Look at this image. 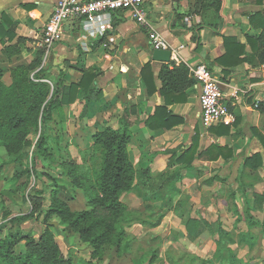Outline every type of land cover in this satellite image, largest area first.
I'll return each mask as SVG.
<instances>
[{"label":"crops","instance_id":"0c3cea01","mask_svg":"<svg viewBox=\"0 0 264 264\" xmlns=\"http://www.w3.org/2000/svg\"><path fill=\"white\" fill-rule=\"evenodd\" d=\"M56 1L0 0V47L18 48L7 70L9 83L13 69L36 59L38 39ZM222 2L218 15L211 8H202L197 0H146L147 27L139 25L129 11L114 12L102 32L97 31L98 25H94V33L87 32L82 20L67 22L63 38L50 50L48 62L40 65L45 71L43 80L58 87L61 96L65 88L79 82L84 71L92 70L95 77L86 92L79 88L68 104L52 110L51 122L59 132L52 140L56 149L66 150L71 162L79 164L81 159L77 161L73 151L87 150L94 133L125 126L131 132L128 156L135 168L146 169L151 176L179 171L180 179L195 184L193 190L186 191H192L189 202H195L188 211L197 210L202 216L205 211L216 212V219L221 215L224 222H231L230 228L225 226L227 231L237 222L241 226L247 221L239 240L248 247H264V66L257 62L249 42L261 31L264 0ZM255 13L259 19L253 24ZM195 26L202 27L198 51L191 43ZM152 31L168 42L172 51L169 63L152 59ZM225 36L244 46V60L236 66L225 67L218 60L225 53ZM147 63L149 73L144 67ZM172 63H185L189 68L205 64L217 78L234 122L203 125L200 88L195 82L186 90L185 100L167 103L170 95L162 92L159 73L163 65L171 67ZM159 106L172 116L163 121L171 124L170 128H157V122L147 124ZM177 118L182 121L177 122ZM193 138L196 152L189 167L176 159L192 145ZM213 147L228 148L232 157L230 153L227 157L216 156L215 151L211 156L205 153ZM256 154L260 159L253 161ZM253 164L261 166L253 168ZM126 196L132 198L137 192H125L122 198ZM195 218L202 224L206 221ZM253 225L260 227L257 234L251 231ZM156 228L159 226L151 229ZM262 249L259 252L264 254Z\"/></svg>","mask_w":264,"mask_h":264},{"label":"trees","instance_id":"16d2710c","mask_svg":"<svg viewBox=\"0 0 264 264\" xmlns=\"http://www.w3.org/2000/svg\"><path fill=\"white\" fill-rule=\"evenodd\" d=\"M198 2L201 3L202 8H211L216 14H221L222 0H197ZM257 14L255 13L251 17L253 24H255L254 19H259ZM201 28V26H195V33L191 38V43L194 44V51H198L200 46L198 33ZM259 28L261 29L260 33L256 37L249 38V42L252 45V51L257 62L264 64L263 19ZM223 44L225 53L218 59L223 66L231 67L243 62L244 57H241V54L244 51V46L242 44L235 38L226 36L223 37ZM17 50L18 48L15 46L12 53L14 54ZM39 53L41 56L43 51L40 49ZM40 65V62H37V59H35L27 66L21 65L16 67L11 71V80L8 85L4 84L1 80L5 71L0 68V144L9 150L12 155L16 151H21L22 155H24L25 149L32 145L31 141L26 139L30 128H38L40 133L33 144L34 152L30 155L29 171L32 174H40L35 170L34 161L37 156L41 158L51 156L46 141L49 139L48 127L52 120V110L61 104H68L71 101L70 96L74 97L79 88L86 92L95 77L92 70L88 69L84 71L83 77L79 82L69 85L60 96L58 87L51 89L50 85L43 80L45 78V71ZM38 66L40 68L30 76V72ZM144 67L147 69V73H149V64L147 63ZM159 78L162 82V92L165 95H170L169 99L171 100H166L167 103L185 100L186 90L194 83L190 75V68L185 63L178 65L172 63L171 67L166 64L163 65ZM142 82L146 85L145 79ZM180 94L182 97L179 98ZM166 118L171 119L172 116L159 106L155 108L154 114L147 119V124L152 126L153 122H157V128L162 126L170 128L171 124L163 122ZM176 121L182 120L177 118ZM130 140L131 132L125 126L119 129L106 127L104 130L92 135L91 144L88 148L91 153L87 158V161H90L91 164H87L85 168L86 172L83 170L82 165L87 161L83 162V164H74L71 161L63 159L61 162L62 169L58 172V175L62 176L66 170V175L70 178L72 186L82 189L86 198L88 208L78 213L69 226L70 229L78 226L77 232L80 240L89 242L93 250L90 259L76 254L74 256L70 253L66 256L63 255L58 243L55 241V235L63 236L67 240L66 234L57 225H50L49 218L52 215H58L63 218L71 216L68 213L67 201L73 200L74 197L72 194H69L67 184L53 183L52 187L46 186L40 191L33 189L32 192H29L27 201L31 205L30 213L15 216L9 222L19 224L27 219L42 217L45 230L38 237L35 238L31 233H28L19 226L15 229L9 228L2 237L1 234L5 225H0V264H101L99 246L102 241L109 240L110 242H114L118 249L121 246V240L124 235L123 222L133 213L122 202L123 193L128 191L140 192V190L145 189L144 193L139 194L143 199L152 198L156 193L158 194L156 198L162 199V194L159 192L162 186L164 184L173 186V181L180 179L179 171L168 170L165 173H157L155 176H151L148 170L135 168L128 156V144ZM213 148V150L207 149L205 153L211 156L212 151H215L217 153L216 156L221 155L224 157H227V153H230L232 157V153L228 148ZM195 152V138H193L192 145L185 152H182L176 161L190 167L193 164ZM19 155L14 156L12 163L17 165L22 164V155ZM259 159V154L252 157L253 161ZM246 160L248 161V159ZM256 166L261 165L253 164V168H256ZM49 177L52 178L51 175ZM46 191L49 192L50 205L42 213L43 197L41 194ZM145 208H150L149 203H146ZM151 213H153V210ZM87 218L86 222L80 223V221H84ZM141 222L148 223L152 227L159 224V221ZM200 224L202 223L198 219H188L185 224L187 234L191 237L197 235ZM203 224L209 226L212 232H216L217 229L213 225L206 221ZM98 227L101 230L89 237V234L98 229ZM50 228L53 229V233ZM217 232L220 234L219 241L217 242V248H219L222 245L220 240L223 234L219 228ZM21 241L25 243V251L17 253L15 252V248ZM125 246V250H127L128 246ZM97 252L99 258L95 261L93 260V255H96ZM216 256L219 260L221 259L219 249H217Z\"/></svg>","mask_w":264,"mask_h":264},{"label":"rangeland","instance_id":"374dc122","mask_svg":"<svg viewBox=\"0 0 264 264\" xmlns=\"http://www.w3.org/2000/svg\"><path fill=\"white\" fill-rule=\"evenodd\" d=\"M38 42L41 43V38L38 39ZM36 48L43 51L41 56L39 53L36 57L37 62H40L43 66L44 63L42 62H48L50 54L49 52L45 54L46 51L42 46H37ZM12 51L13 49L11 48L4 49L0 47V68L5 71V75H3L1 80L6 85L9 84L8 67L11 62L13 64V60L11 59V56H13ZM33 73L35 72H30V76ZM50 87L51 89L54 88L52 85ZM39 133L40 130L38 128H30L26 139L31 141L32 145L25 149L24 155H22L21 151H16L12 155L9 150L0 144V225H5L1 236L3 237L9 228L15 229L19 226L28 233H31L35 238L38 237L45 230L42 217L27 219L19 224L16 222L9 223L10 219L18 215L30 213L31 205L27 201V198L29 192H32L33 189L40 191L43 187H52L53 183H65L68 185L69 194H72L74 197L73 200L67 201L68 213L71 216L63 218L58 215H52L49 218V223L50 225L56 223L66 234L67 240L60 235L54 236L63 255L66 256L70 253L74 256L76 254L90 259L93 250L89 242L80 240L77 232L78 226L73 229H70L69 226L78 213L84 211L85 207L86 209L88 208L86 198L82 189L72 186L70 178L66 175V170L62 176L58 175V172L62 169V160L72 161V159L66 150L56 149L57 145L52 140V136H58L59 132L56 127L54 128L52 122L49 123V139L46 141L51 156H46L47 158L36 157L34 161L35 170L40 174H32L29 171L30 155L34 152L33 144L36 142ZM90 153L91 151L89 150L73 151V155L77 158V161L81 159L79 164L85 163ZM19 154L22 155V164L17 165L12 163L14 156H20ZM87 164H91L90 161L82 165L84 171ZM183 181L182 179H175L173 186L164 184L161 191H159L162 194V199L156 198L157 193L152 198L143 199L139 194L144 193L145 189L137 192V196H132V198H128L127 196L122 198L124 202L128 203L127 207L133 213L128 216L127 220L130 219L129 221L123 222L124 235L121 240V246L118 249L114 242H110L109 240H104L100 244L99 255L101 257V264H264V254L259 252L260 250L263 251L262 248L264 247L262 245L248 247L243 245L242 241L239 240L241 230L248 227L247 221L242 223L241 226L237 222L234 229L227 231L224 230L225 226L230 228L231 222H224V217L221 215H218L216 219V212L205 211L202 216V214L197 213V210L188 211V207L194 206L195 202H189L190 192L192 191H186L193 190L195 184L192 181H184L185 183H182ZM187 185L190 187L185 188ZM41 195L43 197L42 213H44L50 205V196L48 191L42 192ZM146 203H149L150 208H145ZM152 210L153 213H151ZM164 215L167 217H163ZM195 217L204 218L207 223L221 229L223 235L220 242L222 245L219 248H217V242L219 241L220 234L217 232V228L214 233L209 226L200 224L197 235L191 237L187 234L185 229L186 221ZM87 220L88 218L80 221V223H84ZM141 221H159L157 225L159 228L151 229L153 228L152 226ZM99 228L92 231L89 237L99 232L101 230ZM259 229L260 227L256 225L251 227V231L254 234H257ZM50 230L52 233L54 232L52 228ZM197 236L199 240H196ZM125 245L128 246L127 250H125ZM217 249L220 250V260L216 256ZM24 251L25 243L21 241L16 246L15 252L23 253ZM99 255L98 252L96 255H93V260L97 261Z\"/></svg>","mask_w":264,"mask_h":264},{"label":"built area","instance_id":"2783aa9c","mask_svg":"<svg viewBox=\"0 0 264 264\" xmlns=\"http://www.w3.org/2000/svg\"><path fill=\"white\" fill-rule=\"evenodd\" d=\"M145 1L57 0L42 29L39 46L45 49V54L50 53L54 44L63 38L65 24L74 20H82L84 29L89 33L95 32L94 25H98L97 31L102 32L103 27L109 25L112 14L118 11H129L139 25L147 27ZM149 39L154 49H170L168 42L156 31L149 33ZM190 75L200 88L199 108L203 125L212 127L232 124L234 114L228 109L220 84L212 71L205 64L199 63L190 67Z\"/></svg>","mask_w":264,"mask_h":264},{"label":"water","instance_id":"95a60500","mask_svg":"<svg viewBox=\"0 0 264 264\" xmlns=\"http://www.w3.org/2000/svg\"><path fill=\"white\" fill-rule=\"evenodd\" d=\"M171 57L170 49H154L152 51V59L155 61H160L164 63H169ZM56 223H53V226H56Z\"/></svg>","mask_w":264,"mask_h":264}]
</instances>
